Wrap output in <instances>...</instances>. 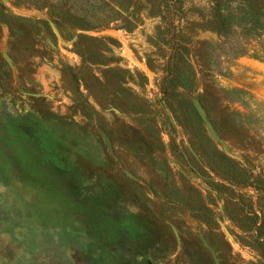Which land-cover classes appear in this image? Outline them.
<instances>
[{"label": "rangeland", "instance_id": "374dc122", "mask_svg": "<svg viewBox=\"0 0 264 264\" xmlns=\"http://www.w3.org/2000/svg\"><path fill=\"white\" fill-rule=\"evenodd\" d=\"M40 1L69 0H0V264H264L255 231L187 161L223 152L264 178L259 0H225L226 38L180 30L205 56L191 93L202 122L162 99L172 17L153 0H104L125 19L91 30ZM208 1L183 0V17L210 20ZM242 193L264 215V188Z\"/></svg>", "mask_w": 264, "mask_h": 264}, {"label": "trees", "instance_id": "16d2710c", "mask_svg": "<svg viewBox=\"0 0 264 264\" xmlns=\"http://www.w3.org/2000/svg\"><path fill=\"white\" fill-rule=\"evenodd\" d=\"M111 2L107 3L104 0H98V2H93V0L71 2L69 0L62 5L40 1L31 3V5L41 11L48 10L51 19L56 23H63V26L72 24L75 27L79 26L91 30L106 29L111 24L125 19L124 15L128 7L123 5L116 7ZM263 2L264 0H259L261 7L255 13L257 21L264 19ZM225 5V0H209L208 6L211 11V19L205 20L202 18V20L197 21L183 17V0H153V12H157V14L168 13L172 17L159 27L161 41L169 49L167 75L162 83V99L179 115L181 110L175 103L190 101L194 116L200 122H202V119L192 101L191 93L193 92L192 86L196 75L195 64L205 68V56L188 45L192 42L191 38H187L184 34L181 35L180 30L185 27L209 29L216 32L221 38L228 37L229 32L232 33V30L235 29V24L228 20V14L224 12ZM179 18L185 20L184 24L179 22ZM43 22L47 23L45 20ZM188 106L185 105L186 108ZM181 113L185 115L186 112L182 111ZM184 123L191 135L190 137L197 140L196 132L191 128L192 126L186 120ZM190 157L191 155L187 158V161H190L188 163L191 170L203 177L213 192L220 195L225 203V212L231 220L237 222L241 228L244 226L242 229L245 231H255L256 241L264 245V215L258 213L252 202L247 204L242 195L243 190L246 188H254L258 191L261 189L262 191L264 178L255 176L252 172L233 164L232 160L223 152H218V158L213 161H206L205 152L198 154V157L195 155Z\"/></svg>", "mask_w": 264, "mask_h": 264}]
</instances>
